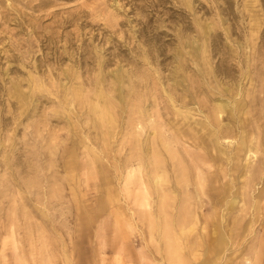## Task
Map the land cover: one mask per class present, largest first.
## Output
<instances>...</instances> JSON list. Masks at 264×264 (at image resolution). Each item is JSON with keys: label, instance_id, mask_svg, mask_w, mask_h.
<instances>
[{"label": "rangeland", "instance_id": "rangeland-1", "mask_svg": "<svg viewBox=\"0 0 264 264\" xmlns=\"http://www.w3.org/2000/svg\"><path fill=\"white\" fill-rule=\"evenodd\" d=\"M0 264H264V0H0Z\"/></svg>", "mask_w": 264, "mask_h": 264}]
</instances>
